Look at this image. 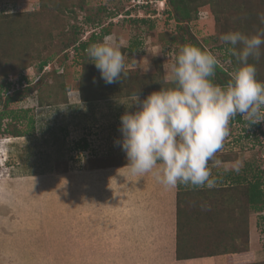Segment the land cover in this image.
<instances>
[{
	"label": "rangeland",
	"instance_id": "rangeland-1",
	"mask_svg": "<svg viewBox=\"0 0 264 264\" xmlns=\"http://www.w3.org/2000/svg\"><path fill=\"white\" fill-rule=\"evenodd\" d=\"M52 1L60 6L70 1L76 15L64 12L55 18L41 13L33 17L41 12L40 0H0V100L5 96V84L11 83L10 89L16 90L22 76L26 78L22 86L40 78L43 85L42 94L37 84L31 85L34 89L29 95L8 106L7 111L24 119L6 118L1 124L4 129L11 122L10 130L16 128L24 136L0 134V264H174L178 186L165 187L152 173L138 177L123 168L127 160L118 146L122 139L120 117L137 108L129 106L131 97L82 102L83 83L89 85L80 78L82 67L80 63L72 64V48L58 51L62 47L59 40L47 35V30L55 36L62 26L67 38L72 36L69 25H75L82 42L92 33L107 29L109 34L101 42L106 37L114 38L125 55V69H135L157 80L155 90L167 89L172 87L171 65L180 49L192 43L211 52L218 65L232 76L233 56L220 37L239 30H255L256 34L264 30L260 19L264 16V0H196L193 5L198 6L197 17L188 24H177L165 12L170 10L169 0H83V10L78 8L82 0ZM127 11L129 15L125 16ZM28 12L30 15L24 14ZM4 14L27 16L33 26L29 31L37 36L24 34L23 39L16 40L19 33L9 46L1 40L7 38L2 26L11 20L2 18ZM96 15L100 16L98 25L86 22L87 16ZM23 40L28 42L24 44ZM46 57L50 61L39 71L38 63ZM259 60L254 64L264 82V63L260 67ZM59 73L62 77L57 76ZM96 78L100 80L101 76ZM96 82L94 77L91 89ZM41 95L44 105L38 102ZM30 118L35 122L33 130L27 124ZM245 122L240 115L230 121L229 135L214 158L220 160V165L209 162L215 186L228 185L226 180L217 179L226 172L241 175L245 168H252L254 173L264 170V121L253 127ZM262 180L264 183V174ZM184 187L188 188L184 205L192 212L189 215L196 240L244 248L238 240L232 247L228 234H219L216 228L220 225L211 224L208 211L214 210L216 216L223 213V204L238 208L245 187L234 190L236 201L232 198L226 203L214 199L215 192L207 187ZM154 205L157 210L151 209ZM165 206L174 208V220L171 216L166 219L164 214L150 218ZM165 213L168 216L169 210ZM244 214L248 221V251L234 255L233 260L264 264V212ZM216 257L221 259L217 261ZM213 258L216 261L211 264H226L227 255Z\"/></svg>",
	"mask_w": 264,
	"mask_h": 264
},
{
	"label": "clouds",
	"instance_id": "clouds-1",
	"mask_svg": "<svg viewBox=\"0 0 264 264\" xmlns=\"http://www.w3.org/2000/svg\"><path fill=\"white\" fill-rule=\"evenodd\" d=\"M260 19L264 23V16ZM220 39L229 45L228 51L239 65L226 86L212 79L217 58L186 45L171 65L172 87L153 91L143 99L139 91L132 95L129 106L137 110L121 115L122 139L118 142L126 154L123 168L130 174L152 173L165 187L211 189L216 180L209 162L220 165L214 158L229 135L230 121L237 115L249 125L264 121V82L257 79L256 66L249 62L261 56L264 30L251 36L228 32ZM87 54L106 84L121 83L122 76L127 77L125 55L113 37L93 43ZM76 95L79 99L77 89Z\"/></svg>",
	"mask_w": 264,
	"mask_h": 264
},
{
	"label": "trees",
	"instance_id": "trees-1",
	"mask_svg": "<svg viewBox=\"0 0 264 264\" xmlns=\"http://www.w3.org/2000/svg\"><path fill=\"white\" fill-rule=\"evenodd\" d=\"M70 4V1H67ZM196 2V0H169V6L170 10L165 11L171 18L175 20L177 24L180 23H186L188 24L191 22L193 19H196V14L198 11V6L193 5ZM52 0H40V9L41 12H36L35 15L34 13H31L35 16L41 14V13H46L47 15L54 16L57 18L58 14H63L64 12L70 13L71 15L75 14L74 8H70L69 4L63 3L62 6L59 4L55 3ZM72 5V3H71ZM141 10L143 8L142 6H138ZM78 8L80 10L84 9V1H80ZM144 9V8H143ZM99 10H103V8H99ZM3 14V12L1 13ZM25 15H30V12L24 13ZM76 15V14H75ZM129 15V12L127 11L125 16ZM18 16V17H16ZM97 16V17H96ZM94 17L87 16L86 22L91 24V25H98L100 21V16L96 15ZM11 17V20L5 21L6 25L2 26L3 28L1 29L2 32L6 31L7 33V38L6 37H1V40L4 39L5 43H9V46L11 44H14V40L16 38V35L19 34V38L16 40L20 39L23 37L24 34H27L31 38H35L37 35L36 33H30V28L33 26L30 24L29 19L27 16H21L19 14H4L2 18H8ZM16 17L17 19H12ZM54 17L51 19V21L54 19ZM142 22H146L144 20H141ZM132 22H137L138 20H132ZM247 25V24H246ZM51 28H54L55 25L52 24L50 25ZM36 27V26H35ZM250 27V25H247L246 28ZM255 31V30H254ZM253 30L246 29L244 31L239 30V32L244 33L246 35H255L256 32ZM52 31L49 29L47 30V35L57 38L59 40L60 45L62 46L58 51L63 52L64 50L68 48L73 49V58H72V64H79L80 67H82V74L80 76L81 80L83 82H88V84H84L82 86V89L85 90V92L82 90L80 92V98L82 102H92L95 100H109V99H116V98H128L132 97V95L138 92L139 96H145L149 95L153 91H159L155 90L157 85V80L151 79L146 77V75L140 74L138 71L135 69H125L128 73L127 77L121 78V83L117 82L114 84H106L102 78H96L97 76H100L99 70L95 67V65L90 64V58L87 54V49L89 48L90 45L93 43H99L103 39L104 36L109 34V30L104 29L100 32V34H94L92 33L88 40L86 41H80L78 39V33L79 31L75 27V25H69L68 32L72 34L71 37H65L64 35V29L61 26V30L57 29L55 36L52 35ZM23 39V38H22ZM65 39V40H63ZM183 40V38H180ZM8 40V41H7ZM3 41V42H4ZM24 41V40H23ZM28 41H24V44H26ZM192 46H196L195 44H191ZM261 48H264V45L261 46ZM135 48H133L134 50ZM201 49V48H200ZM262 59L259 60L262 62L260 64V67L264 63V51L261 50V56ZM233 70L235 71L237 67H239L237 61L233 57ZM50 58L46 57L42 59L38 63V70L42 71V69L49 63ZM254 61L256 60H251L250 63L254 64ZM90 62V63H89ZM257 69V67H256ZM56 73V72H55ZM58 73V72H57ZM56 73V74H57ZM59 77H62L60 73L57 75ZM260 72L257 71V79L260 80ZM97 79V82L93 84L92 89L90 88V83L93 81V79ZM232 76L229 75L227 71H224L219 65L216 66L215 69V76L212 78L213 82L222 86H226L230 81H231ZM26 78L24 76L20 77L17 80L18 88L16 90L10 89L11 88V83L7 82L5 84L6 86L3 89L4 93V99L3 101L0 100V104H2L1 109H0V134H8L10 136H15V137H20L24 136L23 132H19L16 128H12L15 130H10L11 129V122L7 123V127L2 129L1 124L3 123V120L6 118H10L11 120L16 119L15 121H20L19 119H24L21 116H18L15 114L14 111L10 110L7 111V108L9 105L12 103L19 101L22 96H27L31 93V90L34 88L31 87V85L37 84L36 89L38 88V91L43 90V85L41 84L40 79L36 81V83H29L26 86H22L23 80ZM261 81V80H260ZM5 83V82H3ZM2 86L0 85V93L2 91ZM87 86V87H85ZM11 91V92H10ZM67 98H64L66 101ZM39 105H44L45 99L41 95L38 98ZM49 105V104H48ZM34 119L30 118L28 120V127L29 129L33 130L34 129ZM245 123L248 124L249 127L256 126V124H250L246 121ZM258 127V125H257ZM243 174L239 175H234L232 173H225L223 177L218 176V180H226L228 185L222 187L220 186H215L209 190H213L215 192L214 199L219 200H224V203H226V200H235L234 198L236 195H233L235 193L234 190H236L239 187H245L243 191L244 195V200L241 202H237V207L239 208H234L231 209V204L227 206L226 204H223L225 207L224 212L221 213L219 212L220 216L217 217L218 215L215 216L214 213H212L214 210H210V216L209 220L211 221V224L213 223L215 226L220 225L219 229V234L221 235H226L230 237L228 241H230L232 247L234 243L236 245L240 242L242 243L245 247L242 249H236L237 246L234 248H228L226 245L218 243L217 245H210L213 241H200L198 242L195 238L194 234V227L193 224H191V214L192 212L188 209V205H185L188 201L187 197V189L184 187V185H178V194L176 197V242H175V256L177 260H182V259H193V258H201V257H213V256H219V255H227L226 258V264H249L244 263V262H239L236 263L233 260V256L237 254H245V252L248 251V245H249V231H248V221L246 218L243 217V214L246 212L248 213L249 211L251 212H264V183H263V174L264 170H257L256 173L252 172L248 168H245V171H243ZM251 173L250 179L248 178L247 174ZM234 175V176H233ZM233 176V177H231ZM222 182V181H221ZM190 189H195L199 188L201 190V187H195L190 185ZM230 188V190H228ZM234 188V189H231ZM242 188V189H243ZM186 189V190H185ZM208 189V188H207ZM236 194V193H235ZM241 195V196H243ZM208 198V197H206ZM244 201V202H243ZM207 204L209 203L208 201ZM233 202V201H232ZM183 205V209L181 210V205ZM221 204V203H220ZM222 205V204H221ZM222 209V207L220 208ZM233 210L235 211L233 215ZM221 211V210H220ZM239 211V213H238ZM182 212L185 213V215L182 217ZM197 212V211H196ZM195 211H193L194 214H196ZM199 213V212H198ZM203 213V212H202ZM224 213L226 215H224ZM246 213L244 215H246ZM209 215V213H208ZM224 215V216H223ZM240 216V217H239ZM193 219V218H192ZM222 220L225 222L222 223ZM233 223V224H232ZM217 224V225H216ZM230 234V235H229ZM232 238V240H230ZM237 240L239 242H237Z\"/></svg>",
	"mask_w": 264,
	"mask_h": 264
},
{
	"label": "crops",
	"instance_id": "crops-1",
	"mask_svg": "<svg viewBox=\"0 0 264 264\" xmlns=\"http://www.w3.org/2000/svg\"><path fill=\"white\" fill-rule=\"evenodd\" d=\"M102 173V172H101ZM138 209V208H137ZM151 209H155V210H157V208H156V206L154 205V206H152V208ZM169 210V215L167 216V213H165L166 212V210ZM136 212H137V210H136ZM138 212H140V210L138 211ZM174 212H175V210H174V208H172V207H170V208H166V206H165V208L164 209H162V210H160V211H158V215H153V216H151L150 218H156V217H163L162 216V214H164L165 215V217H166V219H168L167 217H169V216H171V217H173V220H174V217H175V215H174ZM171 214V215H170ZM143 217H141V219H142ZM169 223V222H168ZM139 228H141V226H139ZM142 230V229H141ZM175 235V234H174ZM150 236V235H149ZM157 237V236H156ZM174 257H175V244H174ZM214 258L213 257H201V258H193V259H182V260H177L176 258H174V264H200V263H202V264H211V263H213V262H211L212 260H213ZM215 259H217V261L219 260V259H221V257L220 258H215ZM207 261H209V262H207ZM213 261H216V260H213ZM220 263V262H219ZM218 264V263H217Z\"/></svg>",
	"mask_w": 264,
	"mask_h": 264
},
{
	"label": "built area",
	"instance_id": "built-area-1",
	"mask_svg": "<svg viewBox=\"0 0 264 264\" xmlns=\"http://www.w3.org/2000/svg\"><path fill=\"white\" fill-rule=\"evenodd\" d=\"M144 3H148V1L147 2H144Z\"/></svg>",
	"mask_w": 264,
	"mask_h": 264
}]
</instances>
